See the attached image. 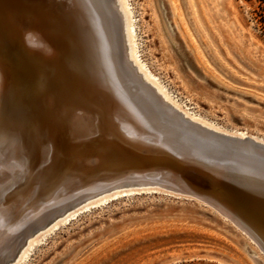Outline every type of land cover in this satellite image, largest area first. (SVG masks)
<instances>
[{"label": "bare ground", "instance_id": "6f19581e", "mask_svg": "<svg viewBox=\"0 0 264 264\" xmlns=\"http://www.w3.org/2000/svg\"><path fill=\"white\" fill-rule=\"evenodd\" d=\"M119 1L0 0V262L81 198L167 182L211 202L264 264V136L189 112L146 77Z\"/></svg>", "mask_w": 264, "mask_h": 264}, {"label": "rangeland", "instance_id": "374dc122", "mask_svg": "<svg viewBox=\"0 0 264 264\" xmlns=\"http://www.w3.org/2000/svg\"><path fill=\"white\" fill-rule=\"evenodd\" d=\"M121 1L134 21L127 18L135 28L134 40L128 38L131 59L146 77L148 70L189 112L264 136V35L251 19L254 5L120 0V7ZM125 187L57 216L8 264H256L252 240L204 201L158 185Z\"/></svg>", "mask_w": 264, "mask_h": 264}, {"label": "water", "instance_id": "95a60500", "mask_svg": "<svg viewBox=\"0 0 264 264\" xmlns=\"http://www.w3.org/2000/svg\"><path fill=\"white\" fill-rule=\"evenodd\" d=\"M123 44V42H122ZM125 57V56H124ZM259 146H262L264 147V145H259ZM146 179V178H144ZM156 179V178H155ZM162 187H168L169 189L173 190V191H178V192H181V193H185V194H188V195H195V192H192L190 190H187L185 187L181 186L180 184H169L167 182H163V183H160ZM111 187H108L107 189H109ZM105 189V190H107ZM102 189H98L97 191L93 192V193H98V192H101ZM198 196V195H197ZM195 197V196H194ZM201 197V198H200ZM199 198L202 200V201H206L205 203H209V205H211L209 201L205 200V198H203L202 196H199ZM198 198V199H199ZM80 201H83V198H81L80 200L78 201H75L73 202L72 204H69L66 206V208L56 212V214H54L53 216L51 217H48L45 221V223H48L52 218L62 214L64 211H66L67 209L71 208L74 204H76L77 202H80ZM211 207H214L211 205ZM216 209V208H214ZM37 228V227H36ZM35 230V228L33 229ZM24 244V238H21V237H18V244L15 248H12L10 251H9V256L8 257H4L3 260L0 262V264H7L9 261L13 260L14 257L16 256V254L18 253L19 249L23 246Z\"/></svg>", "mask_w": 264, "mask_h": 264}, {"label": "trees", "instance_id": "16d2710c", "mask_svg": "<svg viewBox=\"0 0 264 264\" xmlns=\"http://www.w3.org/2000/svg\"><path fill=\"white\" fill-rule=\"evenodd\" d=\"M246 1L252 6L254 5L251 10V19L254 22L255 27H258L261 34L264 35V0H254V3H252L251 0Z\"/></svg>", "mask_w": 264, "mask_h": 264}, {"label": "clouds", "instance_id": "9594fccd", "mask_svg": "<svg viewBox=\"0 0 264 264\" xmlns=\"http://www.w3.org/2000/svg\"><path fill=\"white\" fill-rule=\"evenodd\" d=\"M25 42H26V44H27V40H26Z\"/></svg>", "mask_w": 264, "mask_h": 264}]
</instances>
